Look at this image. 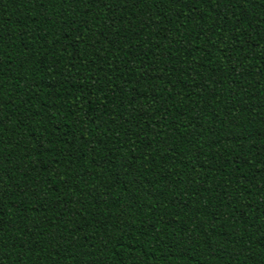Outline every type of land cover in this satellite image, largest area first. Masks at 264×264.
Segmentation results:
<instances>
[{"label": "trees", "instance_id": "1", "mask_svg": "<svg viewBox=\"0 0 264 264\" xmlns=\"http://www.w3.org/2000/svg\"><path fill=\"white\" fill-rule=\"evenodd\" d=\"M0 264H264V0H0Z\"/></svg>", "mask_w": 264, "mask_h": 264}]
</instances>
